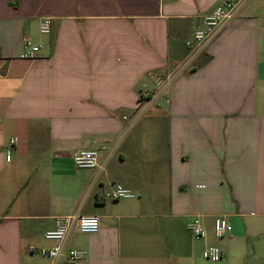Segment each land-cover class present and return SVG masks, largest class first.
Wrapping results in <instances>:
<instances>
[{"label":"crops","instance_id":"0c3cea01","mask_svg":"<svg viewBox=\"0 0 264 264\" xmlns=\"http://www.w3.org/2000/svg\"><path fill=\"white\" fill-rule=\"evenodd\" d=\"M223 1L0 0V264H197L187 229L199 217L213 231L218 215L233 232L205 242L223 251L212 262L264 264V0L186 44ZM168 75L165 95L154 82ZM143 104L158 113L133 134ZM103 145L97 167L74 164ZM116 185L135 196L105 199ZM72 214L99 231L45 238Z\"/></svg>","mask_w":264,"mask_h":264},{"label":"built area","instance_id":"2783aa9c","mask_svg":"<svg viewBox=\"0 0 264 264\" xmlns=\"http://www.w3.org/2000/svg\"><path fill=\"white\" fill-rule=\"evenodd\" d=\"M244 0H225L218 6H216L211 12L206 14L201 23L197 26L193 39L186 42L188 47H194L207 38L214 35L219 31L221 27L227 23L234 15L235 9ZM52 28V19L50 17H44L40 23V32L42 34H49ZM41 46L33 43L29 39H25L24 42V57L35 58L38 56ZM171 75L157 76L155 79V85L158 89H162L168 94V83L171 79ZM144 92H148L144 89ZM169 102V100L167 99ZM17 139H13L6 146V158L11 160L13 151L17 145ZM105 146H101L97 149H80L74 156V164L79 168H95L98 166V158L100 149H104ZM135 194L132 190L122 186L116 185L103 194V197L107 200H122L126 198H132ZM55 227L45 232V238L48 240L65 241L72 231L76 228L83 233H96L99 231L101 222L100 218L96 215H79L72 214L66 216H58L55 218ZM189 229L196 239H205L208 236V229L199 217H195L189 225ZM233 232V225L229 218L225 215H218L213 220V234L216 238H224L231 235ZM32 253H39L43 256L50 258L65 257L69 261H78L86 257V252L78 249L65 250L62 246L44 247L41 249L35 246H30ZM203 257L210 261H218L223 256V251L219 246L209 245L202 251Z\"/></svg>","mask_w":264,"mask_h":264},{"label":"rangeland","instance_id":"374dc122","mask_svg":"<svg viewBox=\"0 0 264 264\" xmlns=\"http://www.w3.org/2000/svg\"><path fill=\"white\" fill-rule=\"evenodd\" d=\"M158 107L156 106V107H147V104H143L142 105V107L140 108V109H138V110H136L134 113H132V114H139V116L142 118L141 120V123H139L137 126H136V128H135V130H134V132H132L133 134L134 133H136L135 131H137V130H139V128L140 127H143V124H145V122L147 121V120H149V119H147V118H150L149 117V114H157L158 112H157V109ZM157 112V113H156ZM140 114H142V115H140ZM145 114V115H144ZM133 119H135V118H133ZM137 123V122H136ZM136 123H135V125H136ZM135 125H134V127H135ZM187 232H188V234L186 235V238L189 240V241H191L192 242V244L194 243H196L197 244V246L200 244V247H201V249L202 250H200V252H199V256H198V258H197V264H217V263H215V262H212V261H209V260H207V259H205L204 257H203V254H202V251H203V249L206 247V246H209V245H211V244H205V242L207 241V240H219L220 241V239L219 238H216L214 235H213V231H212V229H208V237L207 238H205V239H196L195 237H194V235L192 234V232L191 231H189L188 229H187ZM217 246V245H216ZM220 247V246H219ZM218 261H221V259L220 260H218Z\"/></svg>","mask_w":264,"mask_h":264}]
</instances>
